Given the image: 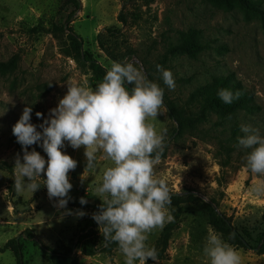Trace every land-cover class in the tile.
<instances>
[{
    "label": "rangeland",
    "instance_id": "obj_1",
    "mask_svg": "<svg viewBox=\"0 0 264 264\" xmlns=\"http://www.w3.org/2000/svg\"><path fill=\"white\" fill-rule=\"evenodd\" d=\"M78 1L76 9L67 0H0V164L5 163L12 170V174L0 170V264L16 263L9 249H1L24 230L32 229L36 239L60 249L74 243L83 219L93 214L90 208H84L79 209L87 213L82 218L62 216L66 210L53 207L56 200L48 199L43 185L34 193L15 191L12 194L11 191L14 158L18 153L22 155L11 129L23 108L32 107L31 122L39 125L43 121L35 113L40 112L47 118L49 109L56 107L65 94L69 81L96 85L86 67L70 54L66 30L69 16L70 26L82 40L84 50L107 68L112 60L99 47V37L104 47L114 53L116 61L127 59L148 80L152 75L162 84L166 95L164 105L169 98L178 108L195 113L190 93L210 75H232L234 81L251 93L254 111L241 112L233 121L221 125L216 114L203 116L195 123L193 135L176 138L173 133L177 124L169 118L168 111L159 116L156 128H166L167 133L155 173L166 182L170 192L192 191L229 217L238 230L247 228L254 237L261 235L264 195L257 196L250 189L263 177L245 171L249 150L238 146L229 136L234 121L251 125L264 136V15L254 10V7L264 10V0H230L220 4L212 0ZM121 11L129 13L126 25L117 20ZM188 30L199 33L210 48L200 52L196 59L167 54L169 47L184 42L180 33ZM160 60L165 64H159ZM157 65L171 71L175 90L163 84ZM33 148L47 160L42 148L33 145L29 150ZM62 151L77 161L76 169L69 173L73 187L67 210H77L81 197L88 201L86 205L102 202L94 189L109 162L98 154L96 170L84 172L83 147L74 150L66 144ZM170 211L173 214L176 210ZM181 216L166 258L155 264H206L203 246L193 241L188 224L194 214L183 210ZM96 229L103 242L98 225ZM202 229L206 232L208 229L203 221ZM160 230L149 235L150 247H154ZM21 242L25 264H51L32 240L23 238ZM237 250L241 264H264V254ZM73 251L78 264H124L119 250L85 256L82 245L78 244Z\"/></svg>",
    "mask_w": 264,
    "mask_h": 264
},
{
    "label": "clouds",
    "instance_id": "obj_2",
    "mask_svg": "<svg viewBox=\"0 0 264 264\" xmlns=\"http://www.w3.org/2000/svg\"><path fill=\"white\" fill-rule=\"evenodd\" d=\"M156 68L163 84L175 90L171 71L161 65ZM217 95L225 104H231L239 92L224 88ZM163 97L164 89L125 59L111 61L95 87L69 81L47 118L35 113L43 121L39 125L31 122L32 107L25 106L11 129L22 152L14 158L13 188L34 193L43 185L48 199L56 200L53 207L66 210L62 216L82 218L87 213L67 210L73 187L69 173L76 169L77 161L62 150L66 144L74 150L83 147L84 172L96 170L100 154L109 164L94 189L102 203L91 218L104 241L118 245L124 264H146L148 260L155 264L158 252L147 244L149 235L174 220L170 190L155 173L167 133L166 128L157 130L155 125L158 117L168 111ZM239 130L242 135L237 137L238 146L249 150L245 171L264 177V136L248 124H241ZM33 145L42 148L47 160L34 148L29 150ZM250 191L264 195V180ZM87 202L84 197L79 199L81 205ZM202 254L206 264H241L238 250L210 225Z\"/></svg>",
    "mask_w": 264,
    "mask_h": 264
},
{
    "label": "trees",
    "instance_id": "obj_3",
    "mask_svg": "<svg viewBox=\"0 0 264 264\" xmlns=\"http://www.w3.org/2000/svg\"><path fill=\"white\" fill-rule=\"evenodd\" d=\"M67 1L72 4L74 8L77 9L79 7L78 0ZM121 1L130 2L133 0ZM212 1L220 4L223 2H229L230 0ZM238 1L242 2L243 0ZM254 10L257 13L264 15V10H261L259 7H254ZM128 14L129 13L124 14L123 11H121L117 20L123 25H126L128 21ZM70 18L71 16H69L66 21L70 54L76 62L86 67L97 84L105 75L106 68L103 67L89 51L83 49L82 40L74 33L70 26ZM180 34L184 42L169 47L167 49V54L170 56H187L192 59H196L200 52L210 48L208 43L204 42L199 33L195 30H188L186 32H181ZM97 41L99 47L104 50L106 55L112 61H116L114 53L104 47L103 43L99 40V37H97ZM164 62L165 61L160 60L159 64L164 65ZM150 81L156 82L160 85V87H162V84L159 83V81H156L155 77L152 75H150ZM224 88L230 89L234 94L239 92V97L234 98L231 104H225L217 95L218 91ZM166 100L167 103H165V106L168 110V116L177 124V130L175 129L173 133L176 138H179L184 134L193 135L195 123L200 122L203 116L216 114L219 117V124L221 125L226 121H233L234 118L241 112L250 113L256 109L253 104L251 93L245 91L239 82L234 81L232 75H210L208 80L193 89L190 93L189 100L192 107L197 110L195 113L187 111L184 108H178L169 98ZM239 129L240 125L238 122L234 121L231 127L229 139L233 140L235 143H238L237 137L242 135L239 133ZM0 170L8 171L12 174L11 167L5 163L0 164ZM11 191L12 194H15V189L13 187H11ZM170 194L172 197L170 209H175L176 211L172 214L174 217L173 222L167 223L163 229L160 230L159 235L155 240L154 247L158 252L157 261H163L166 258L169 242L174 232L178 230L182 221L181 214L183 210H191L192 214H194V218H192L188 224L191 230V236L196 244L203 246L205 241L204 237L206 235L204 234L207 232L202 229L203 221L207 226L210 225L216 232L221 233L222 238L227 243L233 245L236 249L252 250L258 255L264 254V232L261 235L254 237L251 231L247 228L238 230L232 225L229 217L217 211L211 202H204L201 200L192 191L186 190L180 193L170 192ZM101 203L102 202L94 205H77V208H90L92 212L95 213L99 210V205ZM262 219L264 220V213L262 215ZM83 221V226L79 227L78 232L75 235L74 243L71 245H63L60 249H54L45 245L42 241L35 238L34 231L32 229H26L16 238L8 240L1 250L9 249L14 255L16 261L15 264H25L23 259V245L21 242L23 238L26 240H32L33 245L41 251L43 256L51 264H78V257L73 251L74 246L76 247L78 244L82 245V253L85 256H92L99 251L111 254L113 251L119 250L116 243H106L105 241L100 242V237L98 236L96 229L97 224L93 221L91 216L85 217ZM147 263L150 264L153 262L148 260Z\"/></svg>",
    "mask_w": 264,
    "mask_h": 264
}]
</instances>
